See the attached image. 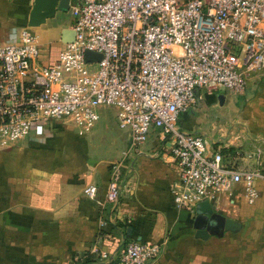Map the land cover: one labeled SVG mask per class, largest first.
I'll use <instances>...</instances> for the list:
<instances>
[{"label": "built area", "instance_id": "1", "mask_svg": "<svg viewBox=\"0 0 264 264\" xmlns=\"http://www.w3.org/2000/svg\"><path fill=\"white\" fill-rule=\"evenodd\" d=\"M73 42L51 63L32 28L0 44V149L42 135L52 121L90 131L101 108L114 110L128 134L124 157L141 152L153 131L177 167L172 204L195 214L196 205L231 196L237 185L253 203L255 169L242 167L237 150L186 132L179 116L198 106L201 94H244L264 71V0H69ZM87 51L99 60L86 61ZM122 162L111 164L105 198L86 195L115 211L124 184ZM160 252L152 241H123L100 253L102 264H150Z\"/></svg>", "mask_w": 264, "mask_h": 264}, {"label": "crops", "instance_id": "2", "mask_svg": "<svg viewBox=\"0 0 264 264\" xmlns=\"http://www.w3.org/2000/svg\"><path fill=\"white\" fill-rule=\"evenodd\" d=\"M33 1L0 0V44L28 26ZM71 24L70 11H57L32 28L41 47L53 44L52 52L43 51L45 63L57 58L61 32ZM201 95L195 109L179 116L180 129L202 134L226 151L237 150L239 165L260 173L253 203L242 185L211 203L233 221L232 230L196 237L194 214L172 204L170 183L177 167L157 131L141 152L124 157L128 134L116 127L118 149L95 158L85 147L88 131L52 121L44 134L32 130L0 149V264H102V251L113 254L133 239L160 244L150 264H264V71L249 79L244 94ZM256 95L258 101L252 98ZM118 162L125 187L112 211L109 204L88 198L86 189L96 185L102 202L110 164Z\"/></svg>", "mask_w": 264, "mask_h": 264}, {"label": "water", "instance_id": "3", "mask_svg": "<svg viewBox=\"0 0 264 264\" xmlns=\"http://www.w3.org/2000/svg\"><path fill=\"white\" fill-rule=\"evenodd\" d=\"M57 11L68 12L69 0H34L29 13L28 27L34 28L43 24L47 19L54 17ZM75 32L71 28L63 29L61 42H73ZM100 55L87 51L86 61L99 60ZM223 95L219 96V103H223ZM193 228L197 238L206 239L209 235L217 234L218 230L233 229V221L214 211L212 204L205 200L196 205L193 218Z\"/></svg>", "mask_w": 264, "mask_h": 264}, {"label": "rangeland", "instance_id": "4", "mask_svg": "<svg viewBox=\"0 0 264 264\" xmlns=\"http://www.w3.org/2000/svg\"><path fill=\"white\" fill-rule=\"evenodd\" d=\"M37 38L41 40L40 36ZM53 48V44H50V46L44 45L42 47V50L44 52H52ZM258 96L263 95L258 94ZM246 97H249L247 93H245L243 98L245 99ZM252 98H254L255 101L259 100V97H257V95ZM244 99L243 101H245ZM262 101H264V99ZM113 111V109L100 111V119L93 126V128L87 132V135L85 136V147L87 148L88 152L95 158L107 157L110 151L115 152L118 149V130L116 128L117 125L115 124V121L113 119ZM211 113L215 115L213 111ZM109 168H111V164Z\"/></svg>", "mask_w": 264, "mask_h": 264}]
</instances>
